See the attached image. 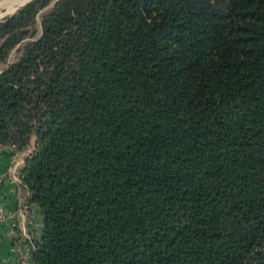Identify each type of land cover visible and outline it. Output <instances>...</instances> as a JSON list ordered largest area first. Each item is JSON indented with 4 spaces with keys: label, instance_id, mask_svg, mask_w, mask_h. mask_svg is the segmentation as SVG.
I'll return each mask as SVG.
<instances>
[{
    "label": "trees",
    "instance_id": "trees-1",
    "mask_svg": "<svg viewBox=\"0 0 264 264\" xmlns=\"http://www.w3.org/2000/svg\"><path fill=\"white\" fill-rule=\"evenodd\" d=\"M219 1L0 21V143L35 136L31 264H264V0Z\"/></svg>",
    "mask_w": 264,
    "mask_h": 264
},
{
    "label": "crops",
    "instance_id": "crops-1",
    "mask_svg": "<svg viewBox=\"0 0 264 264\" xmlns=\"http://www.w3.org/2000/svg\"><path fill=\"white\" fill-rule=\"evenodd\" d=\"M24 159L21 151L0 153V177L3 178L0 183V207L4 212L14 213L12 220L0 223V264H16L17 241L23 240L24 234L32 235L36 241L42 233L40 207L32 201L28 190L19 191L20 186L13 178H18L15 175ZM11 167L14 168L12 172Z\"/></svg>",
    "mask_w": 264,
    "mask_h": 264
},
{
    "label": "built area",
    "instance_id": "built-area-1",
    "mask_svg": "<svg viewBox=\"0 0 264 264\" xmlns=\"http://www.w3.org/2000/svg\"><path fill=\"white\" fill-rule=\"evenodd\" d=\"M10 150L12 153H16V149L12 146H6L4 144L0 143V153L5 152ZM32 149H28L27 151H23V157H26L29 155V153L31 152ZM11 172L14 171V168L11 167ZM14 173V172H13ZM18 173V171H17ZM16 173V174H17ZM15 176H18L15 175ZM14 179L17 180L20 188L19 191H23V189H26L20 182L19 177ZM3 178L0 177V183L2 182ZM22 189V190H21ZM27 190V189H26ZM21 216H23V214L21 212H19ZM14 218V213L12 212H4L3 209L0 207V223L8 221V220H12ZM31 223V221H29ZM24 239L17 241V248H16V264H31V254H32V250L34 249V242L35 240L33 239L32 235H26L24 234Z\"/></svg>",
    "mask_w": 264,
    "mask_h": 264
},
{
    "label": "rangeland",
    "instance_id": "rangeland-1",
    "mask_svg": "<svg viewBox=\"0 0 264 264\" xmlns=\"http://www.w3.org/2000/svg\"><path fill=\"white\" fill-rule=\"evenodd\" d=\"M14 0H5L4 2L0 3V17H2L5 13H9L12 12L16 7L20 6L21 4L25 3L27 0H20L19 2L13 3ZM51 4L53 3V0H51ZM223 0H220L219 4H221ZM51 4H49L48 7L44 8L43 10L40 11V13L46 11L47 9H49V7H51ZM1 19V18H0ZM16 57V53L13 51L10 55V59H14ZM4 64H2L0 66L3 67ZM34 142H35V136L32 135L30 138V142L28 144V146L24 147L22 150H20L22 153L23 151H27L28 149H32L34 146ZM7 152L12 153L10 150H8ZM16 152H19L18 150H16Z\"/></svg>",
    "mask_w": 264,
    "mask_h": 264
},
{
    "label": "water",
    "instance_id": "water-1",
    "mask_svg": "<svg viewBox=\"0 0 264 264\" xmlns=\"http://www.w3.org/2000/svg\"><path fill=\"white\" fill-rule=\"evenodd\" d=\"M30 1H32V0H28L26 3H24L23 5H21L20 7H18L15 11H17V10L20 9V8H22L23 6H25L26 4H28ZM15 11H14V12H15ZM14 12H12V13H10V14H5V15L0 19V21H2L5 17H8V16L12 15Z\"/></svg>",
    "mask_w": 264,
    "mask_h": 264
},
{
    "label": "bare ground",
    "instance_id": "bare-ground-1",
    "mask_svg": "<svg viewBox=\"0 0 264 264\" xmlns=\"http://www.w3.org/2000/svg\"><path fill=\"white\" fill-rule=\"evenodd\" d=\"M19 1H20V0H14L13 3H16V2H19ZM27 1H28V0H27ZM27 1H26V2H27ZM26 2H25V3H26ZM23 4H24V3H23ZM23 4H21V5H23ZM21 5H20V6H21ZM20 6H18V7H20ZM18 7H16L12 12H14ZM12 12L5 13V14H10V13H12ZM5 14H4V15H5ZM4 15H3V16H4ZM3 16H2V17H3ZM2 17H0V18H2Z\"/></svg>",
    "mask_w": 264,
    "mask_h": 264
}]
</instances>
